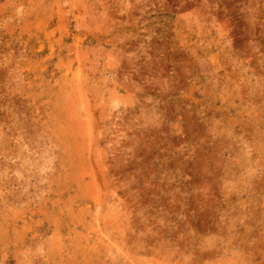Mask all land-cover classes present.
I'll use <instances>...</instances> for the list:
<instances>
[{
    "label": "rangeland",
    "instance_id": "1",
    "mask_svg": "<svg viewBox=\"0 0 264 264\" xmlns=\"http://www.w3.org/2000/svg\"><path fill=\"white\" fill-rule=\"evenodd\" d=\"M0 264H264V0H0Z\"/></svg>",
    "mask_w": 264,
    "mask_h": 264
}]
</instances>
